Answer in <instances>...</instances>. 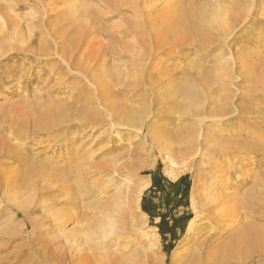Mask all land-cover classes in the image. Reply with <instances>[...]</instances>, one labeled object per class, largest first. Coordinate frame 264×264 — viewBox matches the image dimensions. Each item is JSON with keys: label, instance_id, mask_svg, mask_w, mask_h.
I'll return each mask as SVG.
<instances>
[{"label": "rangeland", "instance_id": "1", "mask_svg": "<svg viewBox=\"0 0 264 264\" xmlns=\"http://www.w3.org/2000/svg\"><path fill=\"white\" fill-rule=\"evenodd\" d=\"M149 1L0 0V17L4 21H0V170L5 172L0 171V176L13 174L11 186L0 181V264H53L63 243L53 238L51 230L47 234L33 227L45 216L41 207L31 208L24 215L1 198V190L36 191L42 184L38 177L47 159L65 157L63 145L72 149L84 147L74 155L68 152L71 159L87 156V147L101 148L97 141L105 142V135L95 139L99 134L88 127L97 116L105 118L104 101L133 111L148 107L168 111L171 114H166V118L170 121L162 124L175 137L181 136L188 123L185 117L177 118L178 112L188 111V94L205 104L208 116L224 114L233 102L237 116L223 122L219 138L229 145L250 143L256 150L264 142V0H177L172 14H167L157 26L166 43L183 40V44L176 49L178 55L170 56L166 51L155 55L159 58L156 76L144 71L138 60L144 48L154 41L148 37L149 23L145 20V4ZM252 2L254 7L246 21ZM215 18L222 20L218 28L211 26L210 21ZM234 29L237 30L228 47H224L221 36ZM91 35L93 42L88 41L86 51L92 54L85 50L79 54V38ZM95 42L98 46L90 50ZM94 62L99 65L94 66ZM62 124L66 131L60 137ZM41 125L43 128H39ZM211 125L218 134L221 129ZM50 134L55 137H46L34 147L31 141L11 142L14 138ZM253 149L247 152L254 156V171L240 177L236 172L230 173L231 188L237 185L241 192V205L249 204L251 208L253 227L237 223L230 233L235 235L239 228H246L244 231H251L254 239L264 234L257 228L264 229V165L258 166L261 156ZM103 151L108 153V159L122 156L110 146ZM208 164L206 160L199 173L196 163L190 172L179 177L186 178L180 186H176L179 179H168L160 162L139 171L138 183L148 178L149 186L142 193L140 213L133 211V215L135 221H145L144 231L156 235L158 247L148 262L135 253L132 256L138 258L134 259L143 264H172L173 251L185 246L192 253L198 250V264H264V235L261 243L251 240L254 249L250 247L244 255L245 250L238 252L240 258L235 260V237L228 240L231 244L226 241L215 245L211 240L215 233L207 228L200 231L196 240L189 239L187 230L194 218V203L198 204L202 193L211 187L213 172ZM134 169L139 166L134 165ZM256 172L260 178L254 176ZM153 180L160 183L161 189H151ZM257 182L262 187L256 186ZM185 184L189 191L181 200ZM259 195L263 197L261 206L253 201ZM37 199L38 193L34 202ZM13 214L16 217L10 219ZM85 214V222L97 229V212L92 209ZM225 252L232 253L231 259ZM127 257L120 256L121 264H132ZM140 262L137 260L136 264Z\"/></svg>", "mask_w": 264, "mask_h": 264}, {"label": "bare ground", "instance_id": "2", "mask_svg": "<svg viewBox=\"0 0 264 264\" xmlns=\"http://www.w3.org/2000/svg\"><path fill=\"white\" fill-rule=\"evenodd\" d=\"M176 4L177 0H150L145 4V20L149 23L148 37L154 41L152 40L153 42L144 48L140 54L141 59L138 60L139 66L144 71L149 70L154 76L158 73L157 69L159 67L156 65L159 58L155 55L164 51L170 56L178 55L176 49L183 44V40L166 43L157 26V22H161L167 14H172ZM253 7L254 3L252 2L245 16L246 21L250 17ZM218 19H211V26L218 28L222 21ZM0 21L4 22L1 17ZM236 30L234 29L230 33L221 36L224 47L228 45ZM90 37L91 39H89ZM79 40H81V43L77 41L80 44L77 51L81 54L89 47L90 42L88 41L93 42L92 35L79 38ZM97 46L95 42V45L90 46L91 49H89H96ZM200 46L204 50L207 48L206 45ZM88 52L92 54V51L88 50ZM97 59L96 57L95 60ZM95 62L93 63L94 66L95 64L99 65ZM104 104L106 106L105 118L102 119L100 115L97 116L88 127L90 131L99 134L95 139L105 135L104 138L107 142L102 139L97 141L101 148L93 150L87 147V156H78L71 159L70 155L80 153L84 147L80 145L72 149L65 148L67 146L63 145L62 151L65 150V157L53 161L47 159L43 165L44 171L38 177L42 184L36 191L26 193L12 189L1 190V198L22 214L31 208L41 207L45 219H43L44 217L39 218L41 222L37 220L32 226L46 231L47 234L51 230L53 238H59L63 243L61 251L53 259V264H92L95 261L121 264L120 256L122 255H128V260L132 264H136L137 260L138 262L141 260L134 259L133 253L145 258L147 262L152 259L154 250L158 247V239L155 234L151 233V235L144 231V220L141 222L135 221L133 211L137 215L140 213L141 196L149 186L148 178L144 179L143 183H138L139 171L145 168L151 169L158 162L163 165L164 173L168 179L170 178L173 181L190 172L196 163L199 173L204 168L206 160L209 162L208 165H211V173L213 172V176L210 178L211 187L209 191L202 193V200L198 204L194 203V218L187 230L189 239L196 240L200 231L207 228H210V232L215 233L214 238H211L215 245L225 244L226 241L227 244H231L228 240L231 241V238L235 237L232 241L234 242L233 252L236 253L233 255L234 260L238 257V252L241 253L245 250L242 253L244 255L248 252V249H254L252 241L253 243H261L264 234H260L257 238L254 235L255 238L253 239L249 234L251 231L248 233L244 231L246 228L241 230L239 228L235 235L230 233L237 223L243 224L242 227H253L250 215L252 214L251 208L249 204L241 205L239 199L241 192L235 184L236 187L231 188L230 173L236 172L240 177L253 172V169L257 167L256 162L253 161L254 156L252 153L247 152L249 148L253 149V144L229 145L228 142L220 139L221 137L219 138L220 134L223 133V129H221L223 122L237 116L233 102L230 103L228 111L224 114L208 116L205 104L201 103L197 97L188 94V111L177 113V118L185 117L188 119V123L183 127L179 137L169 133L165 128L167 125L162 124L163 121H170V119H167L168 117L166 118L169 115L166 114L171 113L166 110L158 108L151 110L148 107L133 111L112 101H104ZM160 115L162 118H160ZM211 124H215V127L218 126V129H221L217 131L218 134L212 130ZM65 126L63 124L61 126L60 137L66 131ZM39 128H43V126L41 125ZM145 131H147V135H144ZM46 137L53 139L55 136L50 134L45 137L33 136L21 140L20 138H14L11 142L12 144L13 142L21 144L25 140L31 141V145L34 147L37 144H42L41 141ZM109 146L118 153L122 152V156H118V159L106 158L108 153L103 149ZM15 150L20 151L18 148H15ZM256 151L261 156L258 166H263L264 142L261 145L259 144ZM68 152L71 154L69 155ZM144 157L147 159L146 161L143 160ZM131 159H134V162ZM148 160H151L153 164L151 162L152 165L148 164ZM134 165H138L139 169H134ZM254 176L256 178L261 177L258 172ZM0 177L2 185L11 186V183H13L11 172ZM253 180L255 182V179ZM256 186L262 187L259 182ZM37 193L38 199L34 202ZM260 194L263 195L262 188ZM253 201L257 202L258 206L263 205V197L260 195L256 199L254 198ZM92 209L97 212L95 220L99 225L97 229H93L90 224L85 222L87 219L85 212ZM14 217H16L15 214L11 215L10 219ZM33 217L35 218L34 215ZM43 220H47L49 224ZM33 221L36 220L33 219ZM257 228L264 231L260 226ZM213 252L216 253L215 250ZM226 253L224 255H229L228 257L232 254ZM195 254L199 256L198 250L197 253H192L185 246L176 248L172 254V264H198L197 259L199 257L196 258L197 255ZM140 264L143 263L140 262ZM144 264L148 263L144 261Z\"/></svg>", "mask_w": 264, "mask_h": 264}, {"label": "trees", "instance_id": "3", "mask_svg": "<svg viewBox=\"0 0 264 264\" xmlns=\"http://www.w3.org/2000/svg\"><path fill=\"white\" fill-rule=\"evenodd\" d=\"M184 181H186V178L185 177L179 179L178 182L176 183V186H180V184L182 182H184ZM159 184H160L159 182H157L156 180H153L152 181V187H151V189H154L156 191H157V189H161ZM188 191H189V185L188 184H185L184 190H183V194L180 195V199L181 200H184L187 197ZM142 210L144 211V208H142ZM161 220L163 221V218H161Z\"/></svg>", "mask_w": 264, "mask_h": 264}]
</instances>
